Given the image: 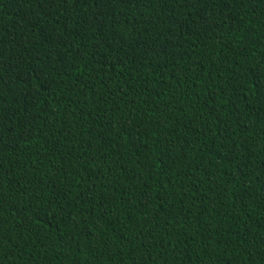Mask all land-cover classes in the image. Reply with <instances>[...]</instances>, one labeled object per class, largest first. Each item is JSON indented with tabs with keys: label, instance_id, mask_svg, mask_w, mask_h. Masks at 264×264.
Masks as SVG:
<instances>
[{
	"label": "trees",
	"instance_id": "1",
	"mask_svg": "<svg viewBox=\"0 0 264 264\" xmlns=\"http://www.w3.org/2000/svg\"><path fill=\"white\" fill-rule=\"evenodd\" d=\"M0 264H264V0H0Z\"/></svg>",
	"mask_w": 264,
	"mask_h": 264
}]
</instances>
